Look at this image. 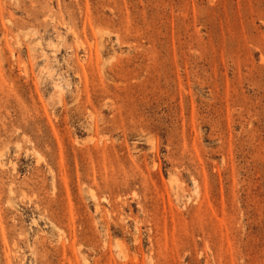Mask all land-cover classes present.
I'll use <instances>...</instances> for the list:
<instances>
[{"label": "rangeland", "instance_id": "1", "mask_svg": "<svg viewBox=\"0 0 264 264\" xmlns=\"http://www.w3.org/2000/svg\"><path fill=\"white\" fill-rule=\"evenodd\" d=\"M0 264H264V0H0Z\"/></svg>", "mask_w": 264, "mask_h": 264}]
</instances>
